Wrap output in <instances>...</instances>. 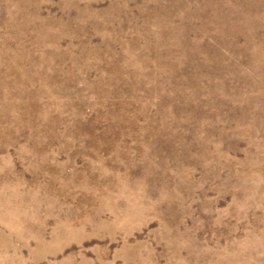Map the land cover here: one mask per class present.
<instances>
[{"label": "rangeland", "instance_id": "374dc122", "mask_svg": "<svg viewBox=\"0 0 264 264\" xmlns=\"http://www.w3.org/2000/svg\"><path fill=\"white\" fill-rule=\"evenodd\" d=\"M0 264H264V0H0Z\"/></svg>", "mask_w": 264, "mask_h": 264}]
</instances>
